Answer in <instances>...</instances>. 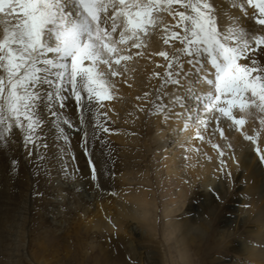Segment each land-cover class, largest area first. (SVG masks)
Masks as SVG:
<instances>
[{
    "label": "snow or ice",
    "instance_id": "1",
    "mask_svg": "<svg viewBox=\"0 0 264 264\" xmlns=\"http://www.w3.org/2000/svg\"><path fill=\"white\" fill-rule=\"evenodd\" d=\"M248 6L256 10L251 17ZM230 7L254 25L226 20L214 0H0V150L10 147L14 129L25 148H35L45 114L67 142L60 123L71 126L61 116L70 98L81 125L93 114V136L108 132L100 122L107 112L100 109L115 97L114 78L127 71L134 55L141 56L132 50L145 48L161 26L171 51L155 53L166 65L151 114L184 116L182 131L192 122L200 140L212 120L217 128L221 117L242 126L253 110L264 114V0H232ZM165 85L175 86L173 92H161ZM175 107L182 112H172ZM259 122L264 127V115ZM257 136L245 138L256 143ZM255 152L264 164V149L257 144ZM17 165L13 158V172Z\"/></svg>",
    "mask_w": 264,
    "mask_h": 264
},
{
    "label": "bare ground",
    "instance_id": "2",
    "mask_svg": "<svg viewBox=\"0 0 264 264\" xmlns=\"http://www.w3.org/2000/svg\"><path fill=\"white\" fill-rule=\"evenodd\" d=\"M214 3L222 6L226 20L229 17H236L244 25L249 27L254 25V21L248 18L253 16L256 11L252 6L247 7L248 17H245L239 8L230 7L232 0H214ZM167 21L171 22V19L167 18ZM163 38L164 28L161 26L148 38L145 48L132 50L133 52L141 51V56L136 57L134 55L133 59L127 62V71L123 75L114 78L116 85L114 89L115 97L112 100L104 101V108L100 109L101 112H107V118L101 117L100 122L109 129L108 132L99 131L93 136L95 121L93 114L89 113L86 117V123L81 126V129L76 130L77 132L73 130L72 134H66L68 137L67 142L60 136L55 141L53 139L51 142H46V147L44 145L41 146L32 156L33 162L39 171L40 180L45 178L49 170L52 172V179H56L52 181L56 192L54 193V198L50 199L49 202L54 204L55 209L63 203L61 202L63 200L70 203L69 206L71 205L73 216L71 215L70 221L67 222L69 224L68 231L70 233L74 232L77 237L79 236L81 244L85 242V239L93 230L107 233L108 235L106 236H109L115 228H123L124 221L136 223V227H128L129 232L130 230L133 232L134 229L144 228L149 233L156 235L159 230L156 211L159 205L157 204L158 198L155 196L157 188L152 183V178L150 179V168L143 169L142 172L136 162L129 160L130 157H133L131 152L134 149L133 145L138 142V137L136 135L134 137L127 136L124 131L110 133L111 137H109L108 133L111 132L110 128L117 126L115 123L121 117L119 113L123 112L125 113L124 120L121 124L133 126V129L131 128L132 131L138 133L139 127L137 128L136 125H140L139 123L144 118V112L148 105L147 103L145 106L143 102L145 99L151 98V90L160 88L161 81L159 82V78L165 71V58L155 53L171 51V46L165 45ZM153 73H160L161 75L156 76ZM174 88L175 86L173 85H165L160 91L171 93ZM145 91L148 93L147 98L142 95V92ZM177 94L182 95V90L178 91ZM169 100L170 97H163L164 104L167 105ZM127 106H129L131 112H128L129 108H126ZM165 112H167V109H165ZM172 112H182V109L175 107ZM234 115L239 117L241 113L236 110ZM262 115L264 114L253 110L251 115L245 117V123L242 126H236L227 117H221L218 122L219 128H217V121L212 120L206 130L201 129V134L204 135L203 140L196 137V127L192 122H189L187 130L182 131L186 119L184 116L177 118L171 115L166 120L163 113L148 115L149 118L154 116L153 121L155 124L151 122L152 120L150 121L151 123L149 120L146 123L150 126H155L156 133L149 143L145 145V149L147 151L151 150L154 145L158 144L155 150L160 148L163 151V155L161 154L160 158L162 161H160L165 168L166 177L164 178V175L157 173L156 178L163 187H161L163 189L161 191L163 194L161 215L167 221L164 226V232L175 234L173 240L178 243L176 250L182 264H192L193 258L190 251L193 250V254H197L199 258L198 252L201 251L202 253L203 250H206L205 253H207L209 249L211 250V247L209 248V245L205 246L203 241L204 234L208 231L207 221L205 223L203 221V223L195 221V223L198 222L199 224L193 227L194 220L187 219L185 216L179 218V215L182 214L181 209L184 207L185 202L188 201L187 198L192 193L196 194L194 192L195 187L202 191L209 204L215 201L214 194H220V189L223 186L220 176L224 171L228 174L230 173V176L237 174L239 180H243L242 189L246 199L250 202L249 207L243 208V211L241 210V213L237 215L241 221L237 220L235 223L240 225L252 221V228H249L248 232L252 236L253 241L250 244L242 241L237 249L240 254L246 255L251 261L264 264V192L262 188L264 187V164L259 161V157L255 152L257 144L264 149V127L259 122ZM61 116L66 117L71 122L72 127L81 125L78 109L73 99L65 103ZM54 123L53 118L45 114L44 127L48 129ZM220 130L224 133L223 137L220 135ZM85 131L88 134L86 143ZM14 133L16 134V131ZM257 133L256 143L245 138L246 135L252 136L257 135ZM109 138H114L121 143L130 141L132 145L123 147L120 142H114ZM173 141L176 144L171 145ZM170 145L173 147L169 148ZM213 145H218L219 147H213ZM221 151L224 153L223 156L220 155ZM144 152L146 153V151ZM139 154L141 153L139 152ZM19 155L21 156L22 153H19ZM14 156L8 155L10 157L8 165L15 158ZM139 156L137 157L139 158ZM142 156L145 157L144 155ZM221 161L225 163L222 164ZM23 162L24 166L27 167L25 160ZM22 168L18 169L16 175L14 174V181L19 182V184L24 183L22 176L25 168ZM93 168L95 169V180L92 178ZM133 170L141 172L131 176L130 172L134 173ZM157 170L159 172V169ZM0 171L2 172L1 169ZM68 194L69 196H67ZM0 198H2L1 195ZM0 201L2 200L0 199ZM192 203L188 201L187 208H190ZM233 209L235 210V208ZM57 210H52V213H49L46 217H49L51 226L55 225L58 228H63L66 221L65 219L64 221H62L63 219L61 220L62 214H57ZM7 228V231H5L7 237L9 238V235L14 237L7 240H10V243L14 242V245H12L13 250L18 253L8 252L7 255L10 257L23 255V258H17L16 262L20 263V259L24 262L27 260V256L24 253L26 243L25 229L23 230L20 220L17 223H9ZM195 228L199 231H193ZM200 232H203V235ZM70 233L68 232V234ZM39 237L36 234L33 241L38 242L36 240ZM64 238L62 239L64 240ZM130 238L133 239L131 236ZM110 241L111 238L107 247L111 249L113 254L115 251L112 245L115 242ZM44 243L41 244L39 240L41 250L45 248ZM65 247L68 256H70L69 253L74 250L71 251L68 246ZM140 247L143 246L137 242H131L128 245L127 252H125L126 247L121 248L116 243L115 254L117 253L118 255L116 257L119 260L118 262L114 260L115 257L111 254L107 255L106 251L101 257H104L102 258L103 260L113 264H131L126 259L140 256L142 253ZM8 249L11 250L9 247ZM72 254L74 253L72 252ZM101 257L99 258L98 256L97 258L101 259ZM85 259L86 261L88 260L87 258ZM46 260L43 258L42 263L47 264ZM198 260L200 262V259ZM88 262L90 261L88 260Z\"/></svg>",
    "mask_w": 264,
    "mask_h": 264
},
{
    "label": "rangeland",
    "instance_id": "3",
    "mask_svg": "<svg viewBox=\"0 0 264 264\" xmlns=\"http://www.w3.org/2000/svg\"><path fill=\"white\" fill-rule=\"evenodd\" d=\"M161 77L162 76H160L159 78V82L161 81ZM157 89L158 88H156L155 90H151V98L145 99L146 102H143L144 105L147 103L148 105L146 107L147 109L144 112V118L141 120V123H139L141 126L136 125L137 128H140H138L140 132H133V126L130 127L129 124H121V122H123L124 120L125 114L123 112L119 113V116L121 117L118 118L120 121L117 120V122L115 123L117 124V126L115 128H110L111 132L108 133L109 137H111L110 133H114L115 131H124L127 136L134 137L136 135L138 137L137 140L139 143L136 142L137 146L135 144L133 145L134 149L132 150L133 152H131V156L133 157H130L129 160L134 163L136 162L142 172L143 169L146 170L147 168H150L149 170L152 174H150V179L152 178V183H154V186H156L157 188L155 196L156 198H158L157 204L159 205V208L156 209L158 220L157 222L159 226L157 234H151L144 228H138L137 230L134 229L133 232H131L130 230V233L128 227H136V223H132V221L131 223L124 221L122 225L123 228H115L113 231H111V234H109V236H106L108 235L107 233L105 234L104 232H95V230H93L85 239V242L81 244V238L79 236L77 237L74 232L70 233V231H68L69 224L67 222L70 221L69 218L71 217L73 212L71 209V205L69 206L70 203L66 200L61 201L63 203L56 207V209H58L57 214H62L61 220L63 219L62 221H64L65 219L66 221L64 222L65 227L58 228L55 225L51 226L49 222V217L46 216L49 215V213H52V210H56L54 208V204L52 202H49L50 199L54 198L53 196L56 192V189H54L52 184V181L56 179H52V172L49 170L45 178L43 180H40L38 176L39 171L37 169L36 164L33 162L32 156L36 151L39 150L41 146L47 145L46 142H51L53 139V141H55L56 138L59 139L61 135L58 134L56 123H54L48 129L45 127L41 129L40 139L35 148H33L31 145L28 148H25L22 143L21 134L19 132H16V134L14 133L12 137V143L10 144V147L5 150H0V169L2 170V172L0 171V195L2 196V198H0L2 200L0 201L2 202L0 204V264H16L17 258H23V255H15L11 257L7 255L8 252L16 253V250L14 251L12 247V245H14V242L10 243V240H7L10 238H14L11 235H9V238L7 237V233H5V231H7L8 229L7 225L11 222L17 223L19 222V220L23 226V230L25 229V233L27 234H25L26 243L24 249V253L27 256V260L23 262V260L20 259V263L18 262L17 264H43V258L47 259V264H113L103 260L102 258L104 257H101V255L105 254L106 251L107 255L111 254L113 257H115L114 260L118 262L119 260L116 259L118 255L117 253L115 254V244L118 243L121 248L126 247L125 252H127L128 245L131 244V242H137L143 246L140 247V250L142 252L140 256L133 257L134 259L131 257L126 259L131 264H182L178 251L176 250L178 243L173 240L175 234H168L167 232H164V226L167 221L161 215V204L163 202V194L161 191L163 190V187L160 185L156 178L157 173L161 174L162 176L164 175V178L166 177L165 168L162 165V160L160 159L163 155V151L160 148H158V150H155L158 144L153 146L154 149L152 148L148 151L147 149H145V145L149 143V141L153 138L156 133V127L153 125L150 126L146 122L147 120H149V122L152 120L151 122L155 124L153 121L154 116L149 118L148 115L151 114V110L153 109V101L157 96ZM145 93L146 91L142 92V95L145 96ZM147 97L148 95L146 96V98ZM71 100L72 99L70 98L67 101ZM126 108H129V106H127ZM129 111L131 112L130 108L128 109V112ZM81 126L82 125L72 127L68 124L60 123V127L64 129V135H66L67 133L72 134L73 130L75 132L79 128L81 129ZM111 139L114 142H120L115 140L114 138ZM130 143L131 142L128 141L121 143L120 145L123 147L132 145ZM172 144H176L175 141L171 142V145ZM171 145L169 148L173 147ZM137 147H139V150L136 149ZM141 148L142 150H140ZM30 151L31 155H29ZM144 151H146V153ZM139 152L145 157L139 154ZM19 153H22V155L20 156ZM8 155H15V159L18 160V167L17 171L15 172H13L11 170V166L8 165V161L10 160V157H8ZM137 156H139V158ZM24 160L26 162L27 167L24 166ZM22 167L25 168V170ZM20 168H22L24 171V174L22 176L24 179V183L22 182L23 184H19V182L14 181V176ZM157 169H159V172ZM136 171L133 170L134 173L130 172V175L134 176L137 173L140 174L141 172ZM220 177L222 179L223 186L220 189V194H214L215 201L209 204V202L205 198L206 196L202 194V191L198 190V187H195L194 192H196V194L192 193V195L187 198L189 202H193L192 205L190 206V208H187L188 201H186L184 207L181 209V213L183 215H179V218H181V216H185L187 217V219L194 220V222L191 221L193 222V227H196V225L199 224L198 222L195 223V221H203L204 223L205 221H207L208 224V231L205 232L203 241L205 243V246L209 245V248L211 247V250L209 249L207 253H205L206 250H203L202 253L205 254H202L201 251L198 252V258L197 254H193V250L191 249L192 251H190V253L193 258L192 264H259V262L251 261L248 257H246V255L240 254L239 250L237 249L240 247V243L242 241H245L249 244L253 241L252 236L248 232V229L252 228V221L247 222L246 224L238 223L240 225H237L235 223L237 220L241 221L239 216H237L239 215V213H241V210L243 211V208H247L250 205V202L248 199H246V195L244 194V190L242 189L244 184L243 180H239V176L237 174L230 176L225 171L221 173ZM262 188L264 192V187ZM67 196H69V194ZM217 197H219V199H217ZM233 208H235V210ZM230 219L232 220L229 221ZM193 231L199 230L195 228ZM68 232L70 234H68ZM100 233L103 234L102 237ZM200 233L201 235H203V232ZM36 234L40 236L36 240L38 242L33 241L34 236ZM130 236L133 239H131ZM61 237H66L64 238L65 241ZM110 238L111 241L115 242V244L112 245L115 251L113 254L111 252V249L107 247L109 245ZM39 240L41 241V244L45 242L44 250H41ZM79 245H81L80 248ZM65 246H68L69 250L71 251L74 250L72 251L74 254H72L71 252L69 253L70 256H68ZM8 247L11 248V250L8 249ZM79 255L81 259L79 258ZM98 256L99 258L101 257L102 260L97 258ZM85 258H87L90 262H88V260L86 261ZM198 259H200V262Z\"/></svg>",
    "mask_w": 264,
    "mask_h": 264
}]
</instances>
